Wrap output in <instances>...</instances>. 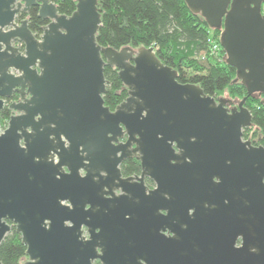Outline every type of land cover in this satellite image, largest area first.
I'll return each mask as SVG.
<instances>
[{"label": "water", "instance_id": "obj_1", "mask_svg": "<svg viewBox=\"0 0 264 264\" xmlns=\"http://www.w3.org/2000/svg\"><path fill=\"white\" fill-rule=\"evenodd\" d=\"M75 1L66 16L0 0V112H14L0 132V244L15 227L22 264H264V147L243 141L246 99L179 83L154 47L99 45L98 0ZM184 1L223 31L234 82L264 97V0ZM32 8L49 22L39 38L17 22ZM106 66L128 90L114 111ZM131 158L141 174L124 177Z\"/></svg>", "mask_w": 264, "mask_h": 264}, {"label": "trees", "instance_id": "obj_2", "mask_svg": "<svg viewBox=\"0 0 264 264\" xmlns=\"http://www.w3.org/2000/svg\"><path fill=\"white\" fill-rule=\"evenodd\" d=\"M50 2L57 5L60 15L66 16H71L77 6L75 0ZM98 9L102 18L97 34L99 45L115 50L154 47L159 60L178 73L179 83L198 85L207 96L216 99L224 94L236 101L246 99L245 107L252 113V125L264 145V106L258 96L248 95L241 82H234L237 70L227 64L226 51L220 43L222 30L210 29L201 15L190 11L184 0H98ZM262 13L264 15V5ZM26 18L29 29L39 38L49 22L39 18L38 8H33ZM212 41L220 45L219 56L213 54ZM105 77L108 82L105 105L114 111L127 99L128 90L118 69L106 66ZM18 99L19 96H15V100ZM11 116L8 108L0 112V125L5 126ZM121 169L124 177L137 175L141 173V163L131 158ZM27 250L22 236L13 227L0 244V262L22 264L28 258Z\"/></svg>", "mask_w": 264, "mask_h": 264}, {"label": "flooded vegetation", "instance_id": "obj_3", "mask_svg": "<svg viewBox=\"0 0 264 264\" xmlns=\"http://www.w3.org/2000/svg\"><path fill=\"white\" fill-rule=\"evenodd\" d=\"M33 9V8H32ZM31 9V10H32ZM31 12V11H30ZM29 12V13H30ZM29 13H26V14H22L21 16H18V18H17V22L19 23V22H21V21H23V20H28L27 18H26V15L27 14H29ZM22 18V19H21ZM21 19V20H20ZM28 23H29V21H28ZM258 96V95H257ZM258 98L260 99V103L262 104V101L264 100V97L262 96V97H259L258 96ZM220 99H226L227 100V98H224V97H219V98H217V100H220ZM225 107L230 111V112H232L233 110H236V109H239L238 108V104L236 103V104H226L225 105ZM250 111V110H249ZM251 112V111H250ZM14 114V112H12V115ZM252 129H255L254 127H253V125H251V126H249V127H246L244 130H243V141L244 142H247V141H249V142H251V144L254 146V147H264V145L262 144V143H260V139L259 140H254L253 139V137L249 134V132H250V130H252ZM128 160V159H127ZM125 162V161H124ZM121 171H122V169H121ZM123 174V173H122ZM141 174V173H140ZM140 174H137V175H140ZM133 176H136V175H133ZM131 177V176H130ZM146 185H147V187L150 189V190H154V189H156L157 188V185H156V183L154 182V181H152L150 178H146ZM167 234V236H171L169 233H166ZM242 245H243V238L242 237H240L239 239H238V241H237V243H236V246H237V248H240V247H242Z\"/></svg>", "mask_w": 264, "mask_h": 264}, {"label": "built area", "instance_id": "obj_4", "mask_svg": "<svg viewBox=\"0 0 264 264\" xmlns=\"http://www.w3.org/2000/svg\"><path fill=\"white\" fill-rule=\"evenodd\" d=\"M212 44H213V54L219 56L220 55V45H218L214 41H212ZM7 126H8V123L5 126L0 125V132L3 133L5 129L7 128Z\"/></svg>", "mask_w": 264, "mask_h": 264}, {"label": "rangeland", "instance_id": "obj_5", "mask_svg": "<svg viewBox=\"0 0 264 264\" xmlns=\"http://www.w3.org/2000/svg\"><path fill=\"white\" fill-rule=\"evenodd\" d=\"M249 134L253 137L254 140H259V137L256 134V129L250 130Z\"/></svg>", "mask_w": 264, "mask_h": 264}]
</instances>
